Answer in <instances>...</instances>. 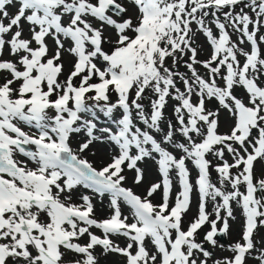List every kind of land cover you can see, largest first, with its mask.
Returning a JSON list of instances; mask_svg holds the SVG:
<instances>
[{"label":"snow or ice","instance_id":"obj_1","mask_svg":"<svg viewBox=\"0 0 264 264\" xmlns=\"http://www.w3.org/2000/svg\"><path fill=\"white\" fill-rule=\"evenodd\" d=\"M262 162L264 0H0V264H264Z\"/></svg>","mask_w":264,"mask_h":264},{"label":"rangeland","instance_id":"obj_2","mask_svg":"<svg viewBox=\"0 0 264 264\" xmlns=\"http://www.w3.org/2000/svg\"><path fill=\"white\" fill-rule=\"evenodd\" d=\"M69 67V65L66 63V69ZM222 123L223 126L221 127L220 131L221 132H226L228 130V123L230 121H226L225 118L223 117L222 114ZM73 147L75 149L76 147V141L73 140ZM113 154L112 148L107 144V143H98L93 146H91V150L89 152H86L82 154L83 158L88 159L91 163H93L94 167L97 169L105 166L109 160L110 156ZM264 163V162H262ZM32 166V165H29ZM146 171H145V179L141 185H133V181L131 179V175H129V180L126 182V186L132 187L133 191L141 195L142 197L146 194V189L150 186L152 182L158 179L157 173L155 171V168L153 167L152 164L148 163L144 165ZM261 166L260 163L256 165V176L260 177L261 176ZM195 175V173H193ZM213 179H215V173H213ZM178 189L174 188L173 191V196L175 195V192ZM87 194L90 195L93 199V203L95 205V215L96 218L101 219L104 218L106 215L109 214L110 209L108 207L109 200L107 195L105 197H99L96 194H93L91 190L83 188V186H79L78 189L74 190V202L79 203V195ZM154 203H159L160 202V196L159 194H154V197L152 198ZM196 196L195 193L193 194V202L191 206V211L188 214L187 218H190L192 215L195 214L196 212ZM209 210H211L212 205L209 204ZM234 216L236 217L235 220H230L231 228L230 232L227 235H224V242L218 241V244L215 248H213L210 245L205 244V247L209 248L213 253V259H219L222 257H229L231 256V252L228 251V248L230 245L238 242L241 239V226L243 223V217L241 214V209L239 205H234ZM125 213H127V209L125 208ZM261 237H264V229H261L259 231V235L257 236V239H260ZM119 256H109L105 258L104 264H119L120 261Z\"/></svg>","mask_w":264,"mask_h":264},{"label":"water","instance_id":"obj_3","mask_svg":"<svg viewBox=\"0 0 264 264\" xmlns=\"http://www.w3.org/2000/svg\"><path fill=\"white\" fill-rule=\"evenodd\" d=\"M217 240H218V241H222V242H224V235H219V236L217 237Z\"/></svg>","mask_w":264,"mask_h":264}]
</instances>
